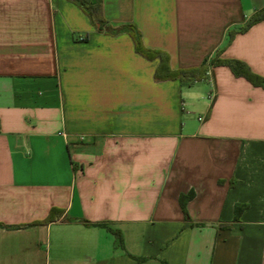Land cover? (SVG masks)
I'll use <instances>...</instances> for the list:
<instances>
[{"label": "crops", "instance_id": "1", "mask_svg": "<svg viewBox=\"0 0 264 264\" xmlns=\"http://www.w3.org/2000/svg\"><path fill=\"white\" fill-rule=\"evenodd\" d=\"M101 6L172 70L219 54L264 77V21L228 43L264 0ZM157 65L69 0H0V264H264V89Z\"/></svg>", "mask_w": 264, "mask_h": 264}, {"label": "trees", "instance_id": "2", "mask_svg": "<svg viewBox=\"0 0 264 264\" xmlns=\"http://www.w3.org/2000/svg\"><path fill=\"white\" fill-rule=\"evenodd\" d=\"M73 2L89 19L91 25L100 32H104L107 35H116L119 33H127L133 42L134 51L147 60H157L158 65L154 71L153 78L155 81H167V80H178L182 83H193L201 81L205 78L209 67L225 66L229 68L235 77H242L246 79L253 86L261 87L264 89V77L254 74L250 68L243 62L232 59H220L219 54L212 57L208 62L205 60L200 66L189 69L172 70L169 66V56L156 49H150L145 47L142 42L141 34L139 30L133 25H122L118 27H111L107 24L102 14L101 0H69ZM264 21V9H261L254 13L249 20L241 27L238 31L229 32L228 43L231 42L232 38L236 33H243L249 29L252 25ZM193 198V192L179 197V205L184 214H186L185 206L186 203ZM244 206L237 205L235 207V219L242 212ZM63 214L62 210L51 209L47 217L42 221L33 222L27 225L9 227L2 226L3 228H26L36 225H45L53 222L61 217ZM98 226L106 228L108 231L113 233L119 246H122V238L119 231L113 230L104 224H97ZM142 260V259H137Z\"/></svg>", "mask_w": 264, "mask_h": 264}, {"label": "built area", "instance_id": "3", "mask_svg": "<svg viewBox=\"0 0 264 264\" xmlns=\"http://www.w3.org/2000/svg\"><path fill=\"white\" fill-rule=\"evenodd\" d=\"M202 119H203L202 117L198 118L199 121H201Z\"/></svg>", "mask_w": 264, "mask_h": 264}]
</instances>
